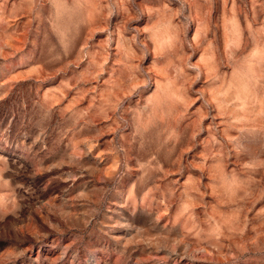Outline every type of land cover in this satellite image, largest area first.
<instances>
[{"label": "rangeland", "instance_id": "1", "mask_svg": "<svg viewBox=\"0 0 264 264\" xmlns=\"http://www.w3.org/2000/svg\"><path fill=\"white\" fill-rule=\"evenodd\" d=\"M0 264H264V0H0Z\"/></svg>", "mask_w": 264, "mask_h": 264}]
</instances>
